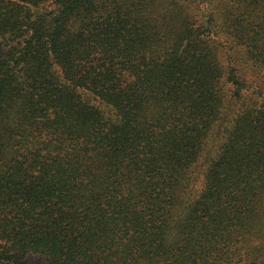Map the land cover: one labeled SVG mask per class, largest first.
Returning <instances> with one entry per match:
<instances>
[{
  "label": "trees",
  "instance_id": "obj_1",
  "mask_svg": "<svg viewBox=\"0 0 264 264\" xmlns=\"http://www.w3.org/2000/svg\"><path fill=\"white\" fill-rule=\"evenodd\" d=\"M264 264V0H0V264Z\"/></svg>",
  "mask_w": 264,
  "mask_h": 264
},
{
  "label": "rangeland",
  "instance_id": "obj_2",
  "mask_svg": "<svg viewBox=\"0 0 264 264\" xmlns=\"http://www.w3.org/2000/svg\"><path fill=\"white\" fill-rule=\"evenodd\" d=\"M32 263H33V264H47V263L44 262L43 260H38V259H33Z\"/></svg>",
  "mask_w": 264,
  "mask_h": 264
}]
</instances>
